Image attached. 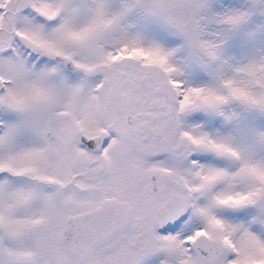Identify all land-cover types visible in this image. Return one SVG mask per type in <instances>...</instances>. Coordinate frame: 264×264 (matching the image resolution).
I'll list each match as a JSON object with an SVG mask.
<instances>
[{"label":"snow or ice","instance_id":"1","mask_svg":"<svg viewBox=\"0 0 264 264\" xmlns=\"http://www.w3.org/2000/svg\"><path fill=\"white\" fill-rule=\"evenodd\" d=\"M0 264H264V0H0Z\"/></svg>","mask_w":264,"mask_h":264}]
</instances>
